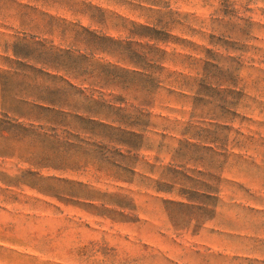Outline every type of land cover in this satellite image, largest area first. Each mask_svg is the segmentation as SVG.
Segmentation results:
<instances>
[{"label": "rangeland", "instance_id": "374dc122", "mask_svg": "<svg viewBox=\"0 0 264 264\" xmlns=\"http://www.w3.org/2000/svg\"><path fill=\"white\" fill-rule=\"evenodd\" d=\"M0 264H264V0H0Z\"/></svg>", "mask_w": 264, "mask_h": 264}, {"label": "trees", "instance_id": "16d2710c", "mask_svg": "<svg viewBox=\"0 0 264 264\" xmlns=\"http://www.w3.org/2000/svg\"><path fill=\"white\" fill-rule=\"evenodd\" d=\"M166 39H170V36L167 33L162 34Z\"/></svg>", "mask_w": 264, "mask_h": 264}]
</instances>
